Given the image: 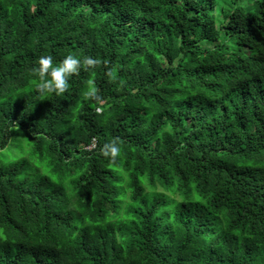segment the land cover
Returning <instances> with one entry per match:
<instances>
[{"label":"trees","instance_id":"trees-1","mask_svg":"<svg viewBox=\"0 0 264 264\" xmlns=\"http://www.w3.org/2000/svg\"><path fill=\"white\" fill-rule=\"evenodd\" d=\"M0 264H264V0H0Z\"/></svg>","mask_w":264,"mask_h":264},{"label":"clouds","instance_id":"clouds-1","mask_svg":"<svg viewBox=\"0 0 264 264\" xmlns=\"http://www.w3.org/2000/svg\"><path fill=\"white\" fill-rule=\"evenodd\" d=\"M97 61L91 57L83 59L68 54L58 64L53 63V57L50 55L40 56L37 60V66L33 67V73L38 77L35 84L36 90L40 94L55 93L60 95L65 91L70 77L78 74L81 70H90L94 68ZM89 85L92 83L88 82ZM85 99H96L97 94L91 87H86L82 93ZM102 155L115 159L120 154L118 144L113 141L101 149Z\"/></svg>","mask_w":264,"mask_h":264},{"label":"rangeland","instance_id":"rangeland-1","mask_svg":"<svg viewBox=\"0 0 264 264\" xmlns=\"http://www.w3.org/2000/svg\"><path fill=\"white\" fill-rule=\"evenodd\" d=\"M6 153H7L8 155H10V151H9V150H7ZM2 159H3V160H6V157H2Z\"/></svg>","mask_w":264,"mask_h":264},{"label":"built area","instance_id":"built-area-1","mask_svg":"<svg viewBox=\"0 0 264 264\" xmlns=\"http://www.w3.org/2000/svg\"><path fill=\"white\" fill-rule=\"evenodd\" d=\"M95 146V142H94V144L89 148V149H91L92 147H94Z\"/></svg>","mask_w":264,"mask_h":264}]
</instances>
